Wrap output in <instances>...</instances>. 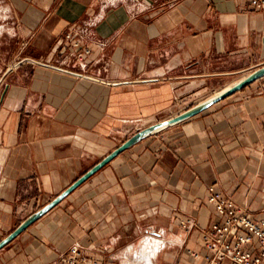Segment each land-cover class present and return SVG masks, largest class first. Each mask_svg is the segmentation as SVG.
Segmentation results:
<instances>
[{"label":"crops","instance_id":"crops-1","mask_svg":"<svg viewBox=\"0 0 264 264\" xmlns=\"http://www.w3.org/2000/svg\"><path fill=\"white\" fill-rule=\"evenodd\" d=\"M0 24V241L139 130L264 66L250 0H0ZM211 187L262 214L264 77L120 153L0 264H65L76 244L96 264H206Z\"/></svg>","mask_w":264,"mask_h":264},{"label":"built area","instance_id":"built-area-1","mask_svg":"<svg viewBox=\"0 0 264 264\" xmlns=\"http://www.w3.org/2000/svg\"><path fill=\"white\" fill-rule=\"evenodd\" d=\"M250 3L256 8H264V0H250ZM3 27L0 24V28ZM70 36L67 34L68 38ZM73 50L77 59L90 53V48H83L79 41L73 42ZM208 201L214 205L217 219L201 232V242L207 252L206 264H264V209L259 217H254L247 208L222 196L214 187L210 188ZM195 225L193 218H184L180 223L188 231ZM154 241L159 242L158 252L161 251L165 246L162 239L152 236L146 240ZM193 256L197 258L199 254L193 252ZM63 261L65 264H96L78 244L70 248Z\"/></svg>","mask_w":264,"mask_h":264},{"label":"water","instance_id":"water-1","mask_svg":"<svg viewBox=\"0 0 264 264\" xmlns=\"http://www.w3.org/2000/svg\"><path fill=\"white\" fill-rule=\"evenodd\" d=\"M264 77V66L256 69L248 76L237 82L236 84L228 87L227 89L219 92L208 100L201 102L186 111L180 113L179 115L162 121L156 124H152L142 130H139L136 134L127 139L123 144H121L117 149L112 151L110 154L105 156L99 163H97L94 167L88 170L85 174H83L80 178H78L70 187L64 190L61 194H59L56 198H54L51 202L45 205L43 208L38 210L37 212L31 214L27 217L11 234H9L6 238L0 241V250L3 249L6 245L12 242L17 236H19L23 231H25L31 224H33L36 220L44 216L48 213L52 208L57 206L61 201H63L69 194H71L75 189H77L81 184H83L86 180L92 177L95 173H97L100 169H102L105 165L111 162L115 157H117L120 153L135 145L139 141L157 134L158 132L176 125L180 122H183L203 111L208 109L212 104L219 102L223 98L232 95L233 93L241 90L245 86L251 84L252 82ZM5 92L3 94V97Z\"/></svg>","mask_w":264,"mask_h":264},{"label":"bare ground","instance_id":"bare-ground-1","mask_svg":"<svg viewBox=\"0 0 264 264\" xmlns=\"http://www.w3.org/2000/svg\"><path fill=\"white\" fill-rule=\"evenodd\" d=\"M155 249H157V247Z\"/></svg>","mask_w":264,"mask_h":264}]
</instances>
